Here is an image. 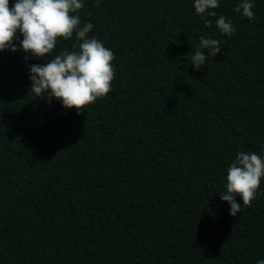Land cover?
<instances>
[{
	"label": "trees",
	"instance_id": "trees-1",
	"mask_svg": "<svg viewBox=\"0 0 264 264\" xmlns=\"http://www.w3.org/2000/svg\"><path fill=\"white\" fill-rule=\"evenodd\" d=\"M82 2L115 79L80 114L30 89V65L78 50L75 34L45 58L0 51V264L264 260V179L236 217L219 197L239 152L264 158V0L254 21L219 0L231 36L194 0ZM201 36L221 52L197 71Z\"/></svg>",
	"mask_w": 264,
	"mask_h": 264
},
{
	"label": "clouds",
	"instance_id": "clouds-1",
	"mask_svg": "<svg viewBox=\"0 0 264 264\" xmlns=\"http://www.w3.org/2000/svg\"><path fill=\"white\" fill-rule=\"evenodd\" d=\"M219 6V0H194L195 13L205 21V27L213 23L208 17H216L219 31L234 35L232 22L213 11ZM254 6V0H241L234 11L254 21ZM83 7L82 0H15L11 5L10 0H0V51L22 49L35 58H45L53 54L59 38L71 40L75 34L78 50L65 49L46 64L30 65V89L37 97L46 94L49 102L54 97L65 109H76L77 114L98 98L106 97L115 79L114 53L102 41L89 36L92 23L81 26L78 13ZM220 52V40L201 36L199 48L191 54V64L199 71L209 55L215 58ZM262 179L264 158L255 152H239L227 169L226 191L219 196L230 205L232 217L251 207ZM257 264H264V260Z\"/></svg>",
	"mask_w": 264,
	"mask_h": 264
}]
</instances>
